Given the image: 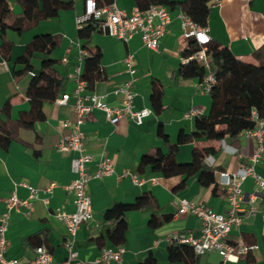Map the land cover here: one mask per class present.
<instances>
[{"label":"crops","instance_id":"crops-1","mask_svg":"<svg viewBox=\"0 0 264 264\" xmlns=\"http://www.w3.org/2000/svg\"><path fill=\"white\" fill-rule=\"evenodd\" d=\"M3 1L9 5L10 19L22 13L19 0ZM63 1H72L73 7L62 11L58 19L41 21L29 32L19 34L9 29L3 37L0 27V119L12 133L9 146H0V216L7 208L10 194L15 192L21 200L29 199L30 191L24 183L38 190L30 208L14 210L10 217L6 257L16 259L21 264H37L35 249L41 245L52 253L55 261H65L68 256V233L56 213L58 210L68 213L76 210L74 194L66 188L76 177L72 170L75 153L60 150L58 145L63 136L71 131L62 123L77 120L73 108L76 70L79 67L83 70V63L79 55L81 44L76 17L83 12L85 0ZM114 3L128 14L141 5L137 0H115ZM167 8L172 21L159 50L145 47L139 34L124 42L105 31H97L91 39L90 46L102 52L103 77L94 91L109 105L121 106L124 96L115 94L114 90L132 79V88L136 93L133 109H148L151 113L141 124L125 116L115 125L106 119L103 111L95 110L82 125L87 152L94 157V161L87 165L88 171L95 172L97 161L104 156L113 160L116 171L103 179L92 178L88 182L87 192L92 201L93 216L81 225L76 236L79 257L88 264H119L115 261L94 262L104 249L117 248L108 237V231L115 224L105 222V212L116 203H134L145 194L149 196V203L126 215L128 230L122 245L125 248L122 264H137L150 253L158 264H183L169 260L168 248L171 243L167 237L176 232H190L199 236L201 223L191 213L177 215L174 201L178 198L189 199L207 204L218 213H227L229 190L218 184L220 172L232 174L242 165L252 164L257 142L244 131L237 143L228 140H224L225 145L222 141L215 143L220 146V153L206 159L207 164L216 170L218 193H213L214 186H202L196 176L188 180L184 190L175 192L174 188L182 176L165 178L151 168L138 173L143 155L155 153L158 149L168 152L170 145L177 143L181 131L194 134L203 126V117L210 108V93L201 89L199 79L180 73L181 66L187 63L184 53L193 42L183 36L178 18L182 7L178 4L176 8ZM207 28L211 39L230 48L239 60L258 64L253 53L264 46V0H212ZM36 33L59 37L60 45L51 57L60 61V73L67 78L63 94L68 93L71 97L67 104L43 102L44 120L25 126L19 119L21 113L31 107L26 95L31 75L30 72L23 73L24 65L16 61ZM5 42L11 45L7 56L1 52ZM129 54L135 58L136 73L133 77L125 64ZM44 58L47 56L35 55L32 60L34 72L40 71ZM153 81H158L163 89V111L158 114L151 101ZM7 102L11 103L9 117L1 112ZM192 108L199 109L201 115L186 117ZM217 128L224 129L225 126ZM161 129L168 135V143L161 137ZM196 144L197 141L179 145L177 161L190 162ZM255 170L264 177V155L255 164ZM132 175H138L142 183L136 184ZM50 184L55 186L49 193L45 189ZM242 189L244 196L240 203V215L243 221L241 225L233 226L229 239L233 242L242 239L246 243L256 244L257 249L232 261L224 260L217 252H209L196 257L195 264H249V259L254 264H264V194L255 195L256 184L251 176L243 181ZM252 209L255 211L252 212ZM167 213L174 216L170 221H163V215ZM152 219L158 221V225H151Z\"/></svg>","mask_w":264,"mask_h":264},{"label":"trees","instance_id":"trees-1","mask_svg":"<svg viewBox=\"0 0 264 264\" xmlns=\"http://www.w3.org/2000/svg\"><path fill=\"white\" fill-rule=\"evenodd\" d=\"M141 8L150 5H164L176 8L181 5L182 11L203 27L208 26L210 6L212 0H186L176 2L170 0H137ZM22 13L11 18V11L7 2L0 0V27L2 36L7 30H14L19 34L35 29L41 21L58 19L61 12L73 7L72 1L63 0H19ZM100 5H110L115 0H98ZM103 31L94 22H89L78 29V38L81 47L88 52L84 58L81 78L86 81L87 89L94 91L97 82L102 77L101 63L102 52L99 48L90 46L95 32ZM194 42V41H193ZM192 42V43H193ZM59 37L52 34L36 33L31 41L26 44L22 55L17 59V64H23V73L34 72L32 60L36 54L47 56L41 63L38 73L31 76L26 95L31 107L20 115L19 122L25 126H32L37 121H42L45 114L42 109L43 102H54L64 92L67 78L60 73L58 59L51 57L59 47ZM10 43L5 42L1 46V52L7 56L10 51ZM199 47H190L185 57L191 56ZM208 53L211 56V67L217 83L210 91L211 101L208 113L203 117V126L194 134L181 131L176 144L170 145L168 152L158 149L155 153L145 154L138 165V173H144L147 168L153 172L161 173L165 178L182 176L181 181L174 188L175 192L184 190L187 182L192 177H197L198 182L205 187H213V193H218L215 168L206 162L207 157L217 156L221 148L215 143L222 140L237 143L241 133L255 127L252 121V111L257 110L259 116L264 118V46L253 53L258 64L245 63L227 46L211 41L208 44ZM18 73V72H17ZM180 73L188 78H198L201 82L206 75L204 66L196 61L189 60L180 68ZM163 89L158 81H153L151 101L155 111H163ZM11 103L7 102L1 112L10 116ZM218 126H225L218 129ZM0 146L7 148L12 140V133L0 119ZM160 135L166 143L169 142L167 134L160 130ZM197 141L193 148L192 160L188 163H179L176 152L179 145ZM227 190L224 192L226 194ZM228 194V192H227ZM149 203L147 194L139 197L134 203H116L105 212V222H113L115 227L108 231L111 243L122 246L126 239L128 224L126 215L138 210ZM174 214H164L163 221L172 220ZM151 225H158V221L152 219ZM168 258L171 262L183 264H195L196 257L191 247L182 244H171L168 248ZM249 259V258H248ZM137 264H158L153 254H149L143 261ZM249 264H254L249 259Z\"/></svg>","mask_w":264,"mask_h":264},{"label":"built area","instance_id":"built-area-1","mask_svg":"<svg viewBox=\"0 0 264 264\" xmlns=\"http://www.w3.org/2000/svg\"><path fill=\"white\" fill-rule=\"evenodd\" d=\"M178 18L181 21L183 36L197 42L199 47L191 56L186 57L185 61L188 62L193 59L204 66L206 75L199 86L203 91L210 93L212 87L217 83V79L212 71L211 56L208 53V44L211 41L209 29L199 25L183 11L178 12ZM171 21V12L164 5H150L145 9L137 6L131 14H128L116 3L100 5L98 0H85L83 12L76 17V26L80 29L89 22H94L103 31L124 42H128L134 35L139 34L145 47L151 50H159ZM79 47L80 61L83 63L84 58L88 56V52L81 45ZM125 64L128 72L133 77L136 73L133 54H129L125 58ZM81 74L82 69L79 67L76 70L77 85L74 90L76 100L73 105L77 120L74 123L68 120L62 123L63 127H68L71 131L63 136L58 145L60 150L75 153L72 159V170L76 177L66 188L74 194L76 210L74 213L58 210L56 213L67 228L66 246L68 256L65 261H55L52 253L44 245H41L35 249V262L37 264H88L80 259L79 251L76 248V236L79 228L93 216L92 201L87 192L88 182L92 178L103 179L108 175L115 174L116 171L113 160L108 156L101 157L97 161L95 172L90 173L88 171L87 165L94 161V157L87 152L85 132L82 129L85 121L95 110L103 111L106 119L115 125L125 116H129L137 124H141L143 119L151 113L148 109L140 111L133 109V99L136 93L132 88V79L114 90L115 94H123L122 105L111 106L104 101L101 95L87 89V83L81 78ZM30 75L34 76L35 73L30 72ZM70 97L71 95L66 93L57 98L55 102L57 104H67ZM194 115H201V111L192 108L185 116L191 117ZM252 121L255 123V127L246 130L257 142L251 159L252 164L242 165L238 171L232 174L220 172L218 184L229 190L227 194L228 212L218 213L207 204L196 203L189 199L178 198L174 201L177 206V215L191 213L199 219L201 223L200 235L194 236L190 232H176L169 234L167 238L171 244H182L191 247L195 257L209 252H217L224 260L232 261L238 260L240 256L247 255L257 249L256 244L246 243L242 239L235 242L229 239L233 226H239L243 221V217L240 215V203L244 196L243 181L247 177H253L256 184L255 195L264 194V177L255 170V164L264 155V118L259 116L257 110H253ZM222 143L225 145L224 140H222ZM132 179L136 184L142 183L138 175H132ZM23 185L30 191L29 199L21 200L15 192L10 194L7 199V208L0 216V264H21L16 259H8L6 252L7 231L12 212L21 207L30 208L32 205L31 200L36 197L38 192L36 188L27 183ZM54 186V184H50L45 189L46 192H52ZM254 211L255 209H252V212ZM262 214L264 218V211H262ZM124 252L125 248L123 246L107 248L94 262L109 263L115 261L122 264Z\"/></svg>","mask_w":264,"mask_h":264},{"label":"rangeland","instance_id":"rangeland-1","mask_svg":"<svg viewBox=\"0 0 264 264\" xmlns=\"http://www.w3.org/2000/svg\"><path fill=\"white\" fill-rule=\"evenodd\" d=\"M32 39H33V38H32ZM32 39H31V40H32ZM31 40H30V41H31ZM195 46H197V42H193V43H191V47H195Z\"/></svg>","mask_w":264,"mask_h":264},{"label":"water","instance_id":"water-1","mask_svg":"<svg viewBox=\"0 0 264 264\" xmlns=\"http://www.w3.org/2000/svg\"><path fill=\"white\" fill-rule=\"evenodd\" d=\"M108 33V32H107Z\"/></svg>","mask_w":264,"mask_h":264}]
</instances>
